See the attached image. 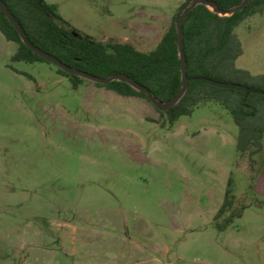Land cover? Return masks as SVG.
Returning a JSON list of instances; mask_svg holds the SVG:
<instances>
[{
    "label": "rangeland",
    "instance_id": "374dc122",
    "mask_svg": "<svg viewBox=\"0 0 264 264\" xmlns=\"http://www.w3.org/2000/svg\"><path fill=\"white\" fill-rule=\"evenodd\" d=\"M69 29L149 52L186 0H46ZM236 33L264 75V15ZM0 32V264H264V197L220 104L173 127L48 62H13ZM235 205L219 221L229 181ZM243 211L227 226L232 212ZM221 226H227L220 231Z\"/></svg>",
    "mask_w": 264,
    "mask_h": 264
},
{
    "label": "trees",
    "instance_id": "16d2710c",
    "mask_svg": "<svg viewBox=\"0 0 264 264\" xmlns=\"http://www.w3.org/2000/svg\"><path fill=\"white\" fill-rule=\"evenodd\" d=\"M24 29L31 43L64 64L101 78L125 74L143 85L159 101L168 103L183 90L182 60L177 21L194 0H186L174 16L157 47L142 52L128 44L101 43L69 29L56 4L46 0H2ZM211 6L198 5L183 23L184 51L187 62L188 89L176 106L169 110L155 107L145 93L126 82L96 84L123 97H142L150 102L164 124L173 127L182 117L192 116L196 109L210 103L223 106L239 128L238 160L249 162L251 172L257 167L256 157L264 153V75H253L237 67L244 54L236 29L256 15H264V0H252L241 11L230 16L244 0H208ZM0 32L17 45L13 62H47L30 50L18 30L0 10ZM58 68V67H57ZM58 72L69 78L75 87L84 78ZM233 179L229 181L225 203L217 220L235 205ZM247 206L232 212L227 226L240 219ZM227 226L218 223L220 231Z\"/></svg>",
    "mask_w": 264,
    "mask_h": 264
},
{
    "label": "water",
    "instance_id": "95a60500",
    "mask_svg": "<svg viewBox=\"0 0 264 264\" xmlns=\"http://www.w3.org/2000/svg\"><path fill=\"white\" fill-rule=\"evenodd\" d=\"M252 0H244L241 6H239L236 10H234L231 13H227L225 11H222L220 9H215V12L220 13L225 16H230L234 14L237 11H241L245 8L247 4H249ZM198 5H205V6H211V3L208 0H194L192 4L187 7L183 14L180 16V18L177 21V28H178V33H179V49H180V58L182 60V73H183V90L180 92V94L172 99L168 103H163L159 100H157L148 89H146L143 85L135 81L133 78L130 76H127L125 74L122 75H116L112 76L110 78H101L98 76L91 75L87 72L80 71L77 69H73L72 67L64 64L54 56L43 52L36 46H34L29 38L27 37V34L25 33L24 29L22 26L19 24V22L16 20L14 15L11 13V11L7 8V6L3 3L2 0H0V10L6 15L7 19L13 24V26L18 30L21 39L23 43L30 49L32 50L35 54L40 56L43 60L47 61L48 63H51L55 65L56 67L60 68L64 72L70 74V75H75L79 76L81 78H84L86 80H89L91 82H94L96 84H102V85H107L111 82L114 81H120V82H126L128 85H130L132 88L135 90L145 93L149 100L152 102V104L157 107V108H162L164 110H169L173 108L174 106L177 105V103L183 98L185 93L187 92L188 89V77H187V62H186V56H185V51H184V35H183V23L185 22L186 18L189 16V14L198 6Z\"/></svg>",
    "mask_w": 264,
    "mask_h": 264
},
{
    "label": "crops",
    "instance_id": "0c3cea01",
    "mask_svg": "<svg viewBox=\"0 0 264 264\" xmlns=\"http://www.w3.org/2000/svg\"><path fill=\"white\" fill-rule=\"evenodd\" d=\"M256 16H261V15H256ZM256 190L260 195L264 197V163H263L262 173L257 179Z\"/></svg>",
    "mask_w": 264,
    "mask_h": 264
},
{
    "label": "flooded vegetation",
    "instance_id": "af4514ba",
    "mask_svg": "<svg viewBox=\"0 0 264 264\" xmlns=\"http://www.w3.org/2000/svg\"><path fill=\"white\" fill-rule=\"evenodd\" d=\"M100 88H105V87H100ZM107 89V88H106ZM108 90V89H107ZM110 91V90H109ZM113 92V91H112ZM115 93V92H114ZM117 94V93H116ZM118 95V94H117ZM119 96H121V95H119ZM121 97H123V96H121ZM124 98H135V99H137V98H142V97H124ZM142 99H144V98H142Z\"/></svg>",
    "mask_w": 264,
    "mask_h": 264
}]
</instances>
